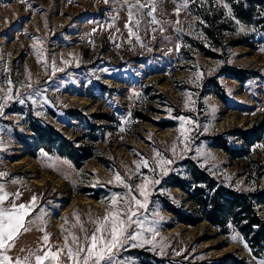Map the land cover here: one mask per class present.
I'll use <instances>...</instances> for the list:
<instances>
[{
	"label": "rangeland",
	"instance_id": "obj_1",
	"mask_svg": "<svg viewBox=\"0 0 264 264\" xmlns=\"http://www.w3.org/2000/svg\"><path fill=\"white\" fill-rule=\"evenodd\" d=\"M239 1L155 0L158 23L149 6L132 9L136 25L128 16L136 0H0L3 207L36 198L29 230L0 250L13 264L26 257L36 264L35 255L56 251L65 237L72 248L73 235L86 245L114 196L117 209L131 197L146 207L133 203L132 219L143 226L127 232L141 235L112 264L264 260L236 228L223 234L207 221L186 225L163 204L193 209L181 190L162 183L170 173L187 177L188 159L238 188H253L264 171V2L249 5L245 22ZM35 123L79 148V163L41 146ZM252 128L260 141L247 144L238 131ZM216 137L245 155H230L214 145ZM144 184L146 197L138 189Z\"/></svg>",
	"mask_w": 264,
	"mask_h": 264
},
{
	"label": "trees",
	"instance_id": "obj_2",
	"mask_svg": "<svg viewBox=\"0 0 264 264\" xmlns=\"http://www.w3.org/2000/svg\"><path fill=\"white\" fill-rule=\"evenodd\" d=\"M189 1L194 2V0ZM261 1L264 2V0H240L234 6L239 17L249 22L251 13L249 5ZM33 131L41 146L46 149L55 146L60 156H67L76 164L79 163L80 149L73 147L57 131L41 123H35ZM238 133L247 144L260 141L259 134H256L257 129L240 130ZM214 140V145L232 156L245 155L243 147H233L222 137H216ZM184 165L188 170L187 177L170 173L162 181V183L166 182L167 186L181 190L193 207L189 211L173 205L166 199L163 200L165 208L174 215L176 221L190 226L207 221L223 234L228 233L231 228H236L248 243L252 255L257 259L264 258V184L259 181L264 171L258 172L255 176L253 188H238L225 184L193 160L184 161ZM245 181L247 182L248 179ZM211 263L246 264L232 256L215 258Z\"/></svg>",
	"mask_w": 264,
	"mask_h": 264
},
{
	"label": "snow or ice",
	"instance_id": "obj_3",
	"mask_svg": "<svg viewBox=\"0 0 264 264\" xmlns=\"http://www.w3.org/2000/svg\"><path fill=\"white\" fill-rule=\"evenodd\" d=\"M124 2L127 3L128 0H124ZM149 6H151V10L148 11L147 15L152 17V23H158L153 16L155 11V0H148L146 4H141L140 0H136L134 4H130L128 12L129 21H134L136 25H139L140 21L134 20V12L132 9L140 10L148 8ZM180 7H186V4ZM180 7L176 10L177 14L179 13ZM126 27H128V25H126ZM131 34L135 35V33ZM261 147H264V145ZM159 155L160 154L157 153V156ZM144 164L147 166L146 161ZM137 167L139 168V165ZM4 175H6V173H0V176ZM115 179L122 182L119 174L116 175ZM146 184L138 186L141 195L145 197L147 195L145 192ZM125 186L127 187V185ZM7 196L8 194L3 192V185H0V250L12 247L21 231L26 232L29 230L26 217L29 215L36 200V198L33 197L32 202L29 204L13 203L11 208L5 209L3 204ZM118 202V198L114 196L112 198V210L106 212L102 218H98V221L95 222L97 226L89 236L85 237L87 240L86 245H80L79 238L73 235V243H76L78 246L72 248L67 244V237H65V243L63 246H57L56 251L49 249L44 252L42 256L33 254L35 255L36 264H44L45 261H48V264H112L116 251L124 244L128 243L129 240H137L141 235V233L129 235L127 232V229L130 228L132 224L143 226V221L132 219L137 215V211L133 210V203L137 210L146 207V204L135 197H131L130 200L126 201L125 209H117L116 205ZM78 219L77 217V220ZM148 230L152 231V229ZM42 240L44 244H48L49 234L45 233ZM10 241L12 243H9ZM143 243H151V241H143ZM26 262L27 257L23 262L17 259L15 264H26ZM0 264H13V262L10 257L0 251ZM259 264H264V260L259 261Z\"/></svg>",
	"mask_w": 264,
	"mask_h": 264
},
{
	"label": "bare ground",
	"instance_id": "obj_4",
	"mask_svg": "<svg viewBox=\"0 0 264 264\" xmlns=\"http://www.w3.org/2000/svg\"><path fill=\"white\" fill-rule=\"evenodd\" d=\"M19 163H21V162H17V164H19ZM34 182H36V181H34ZM40 185H42V183H40Z\"/></svg>",
	"mask_w": 264,
	"mask_h": 264
}]
</instances>
